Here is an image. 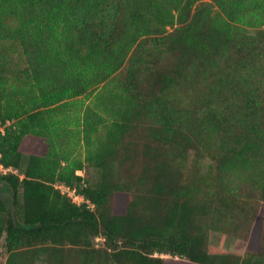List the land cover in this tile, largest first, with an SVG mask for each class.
Segmentation results:
<instances>
[{"label": "trees", "instance_id": "16d2710c", "mask_svg": "<svg viewBox=\"0 0 264 264\" xmlns=\"http://www.w3.org/2000/svg\"><path fill=\"white\" fill-rule=\"evenodd\" d=\"M0 164L6 264H264V0H0Z\"/></svg>", "mask_w": 264, "mask_h": 264}, {"label": "rangeland", "instance_id": "374dc122", "mask_svg": "<svg viewBox=\"0 0 264 264\" xmlns=\"http://www.w3.org/2000/svg\"><path fill=\"white\" fill-rule=\"evenodd\" d=\"M249 32L253 34L255 31L254 29H249ZM3 51L5 53L6 68L9 70V72L11 73L12 72H17V73L22 72L24 70V67L26 66V63H25L24 55L22 53V49L20 45L16 42H5L3 44ZM9 125H11L12 127L16 126V122L10 121L7 123V126ZM87 172L91 176V178L94 180L98 176L97 170L93 168H89ZM77 174L84 175V171H78ZM5 197L9 199L8 192L5 195ZM103 242H104L103 238H97L95 240V243L98 246H101ZM211 245L214 247L223 248L227 251H231L233 253L240 254V255H243L246 250V243L244 241L235 239L233 237L223 235L220 233H214L211 236ZM7 257H8V253L6 252L5 237H4L0 243V264H6ZM163 257L172 258L167 255H164ZM36 264H45V263L41 260V261H38Z\"/></svg>", "mask_w": 264, "mask_h": 264}, {"label": "built area", "instance_id": "2783aa9c", "mask_svg": "<svg viewBox=\"0 0 264 264\" xmlns=\"http://www.w3.org/2000/svg\"><path fill=\"white\" fill-rule=\"evenodd\" d=\"M9 171H10V169L4 168V166L0 164V172L7 173ZM57 187L60 188L63 193L67 194L70 198H72L73 202H75L77 204H81V203L85 202V199L82 196L77 195V193L74 189H70L69 187H66L64 185H57ZM73 196H74V198H73Z\"/></svg>", "mask_w": 264, "mask_h": 264}]
</instances>
